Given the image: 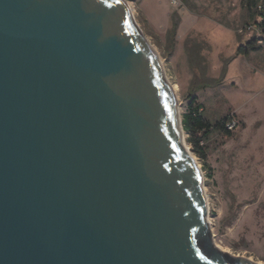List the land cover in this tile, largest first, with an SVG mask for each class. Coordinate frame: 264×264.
<instances>
[{"label":"water","instance_id":"water-1","mask_svg":"<svg viewBox=\"0 0 264 264\" xmlns=\"http://www.w3.org/2000/svg\"><path fill=\"white\" fill-rule=\"evenodd\" d=\"M184 133L125 0H0V264H258Z\"/></svg>","mask_w":264,"mask_h":264},{"label":"rangeland","instance_id":"rangeland-1","mask_svg":"<svg viewBox=\"0 0 264 264\" xmlns=\"http://www.w3.org/2000/svg\"><path fill=\"white\" fill-rule=\"evenodd\" d=\"M125 1L159 56L181 119L194 90L206 119L232 118L231 137L214 132L204 142L206 162L193 152L184 131L185 146L204 175L208 220L217 247L264 264L262 16L251 19L245 0ZM253 38L262 48L249 56L238 55L239 47ZM202 82L210 84L201 89Z\"/></svg>","mask_w":264,"mask_h":264},{"label":"trees","instance_id":"trees-1","mask_svg":"<svg viewBox=\"0 0 264 264\" xmlns=\"http://www.w3.org/2000/svg\"><path fill=\"white\" fill-rule=\"evenodd\" d=\"M246 9L249 12L251 19H256L257 16H262L260 28L264 29V0H245ZM261 7V8H260ZM262 9V10H259ZM178 29L177 22L171 27V34L175 38ZM262 48L259 39L253 38L246 45H242L237 50L238 55L249 56L250 53L256 52ZM209 82H202L200 88L209 86ZM199 87V86H198ZM196 91L191 93V103L188 107V112L183 116L182 124L184 131L189 135L188 142L192 146L193 152L203 161L206 162L207 152L204 142L209 139L214 132L222 133L231 137L232 131L227 128V125L232 122V118L226 116L215 122L206 119L203 113V106L198 103L195 96ZM212 177V174L209 176Z\"/></svg>","mask_w":264,"mask_h":264},{"label":"built area","instance_id":"built-area-1","mask_svg":"<svg viewBox=\"0 0 264 264\" xmlns=\"http://www.w3.org/2000/svg\"><path fill=\"white\" fill-rule=\"evenodd\" d=\"M233 127H234V124H232V122L227 125L228 129H232Z\"/></svg>","mask_w":264,"mask_h":264}]
</instances>
